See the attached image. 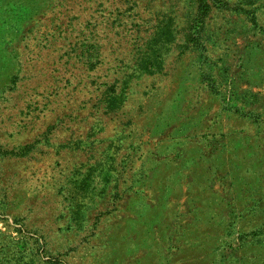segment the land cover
Masks as SVG:
<instances>
[{
  "label": "rangeland",
  "instance_id": "rangeland-1",
  "mask_svg": "<svg viewBox=\"0 0 264 264\" xmlns=\"http://www.w3.org/2000/svg\"><path fill=\"white\" fill-rule=\"evenodd\" d=\"M0 264H264V0H0Z\"/></svg>",
  "mask_w": 264,
  "mask_h": 264
}]
</instances>
